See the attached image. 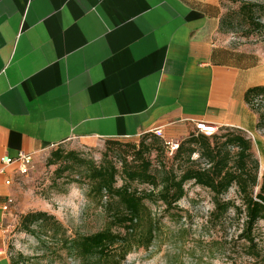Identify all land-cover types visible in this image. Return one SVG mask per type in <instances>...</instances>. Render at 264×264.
<instances>
[{
    "label": "crops",
    "instance_id": "obj_1",
    "mask_svg": "<svg viewBox=\"0 0 264 264\" xmlns=\"http://www.w3.org/2000/svg\"><path fill=\"white\" fill-rule=\"evenodd\" d=\"M222 15L221 0H0V264L21 175L5 157L180 141L198 122L256 133L246 94L264 86V52L232 44Z\"/></svg>",
    "mask_w": 264,
    "mask_h": 264
},
{
    "label": "trees",
    "instance_id": "obj_2",
    "mask_svg": "<svg viewBox=\"0 0 264 264\" xmlns=\"http://www.w3.org/2000/svg\"><path fill=\"white\" fill-rule=\"evenodd\" d=\"M255 8V5L243 4L240 14L259 30L264 25L256 22ZM220 32H230L224 17ZM246 103L258 116L257 131L264 128V86L250 89ZM220 130H226L227 134L219 135ZM219 131L210 137L195 131L179 144L174 160H186L181 173L161 162L154 167L153 153L156 152L159 158L163 154L160 146L167 149L165 141L154 133L144 135L138 145L133 141L106 140L108 153L121 152L119 168L109 161L107 153L104 161L97 165L79 152L58 148L52 153L50 164H60L62 174L76 176L70 182L88 186L89 195L101 205L106 215V224L98 232L69 238L55 217L35 212L23 217L25 231L31 234L44 232L45 237L62 243L67 257L80 264H124L133 252L151 248L163 230L162 221L151 206L163 208V215L178 210V204L187 194L186 185L194 183L213 195L214 209L207 223L225 225L233 214L230 221L234 220L238 226L231 241L243 244L247 256L255 263L264 262V238H261L264 236L257 233L258 225L264 224V172L262 177L259 175L261 161L255 156L252 141L243 135L246 132L230 128H219ZM147 139H152V143L147 144ZM255 143L262 152V141ZM195 154L204 160V167L198 161H192ZM120 180L123 184L118 186ZM134 185L149 188L141 190L133 188ZM232 189L237 191L239 204L224 198Z\"/></svg>",
    "mask_w": 264,
    "mask_h": 264
},
{
    "label": "rangeland",
    "instance_id": "obj_3",
    "mask_svg": "<svg viewBox=\"0 0 264 264\" xmlns=\"http://www.w3.org/2000/svg\"><path fill=\"white\" fill-rule=\"evenodd\" d=\"M246 3L255 5L256 22L264 25V0H221L222 17L227 19L230 30L223 35L234 45L264 52V28L256 30V26L240 14V7ZM224 134H227L226 130L219 131V135ZM243 135L253 143L255 156L261 161L259 175L262 177L264 148L260 152L255 142L259 140L264 144V128L258 129L253 135ZM143 138L144 136H141L122 141H133L138 145ZM188 138L180 140L179 143L182 144ZM146 143H152V139H147ZM61 148L65 152H79L86 159L95 161L97 165L104 161L107 153L109 161L112 160L118 168L121 167V152L108 153L106 140L70 142ZM54 151L55 149L49 150L34 159L28 174L20 175L16 182V201L6 245L10 264H80L67 257L62 243L45 237L44 232L27 233L22 220L29 213L44 212L55 217L69 238L98 232L106 224V215L101 205L89 195L88 186L70 182L71 179H76V176H68L70 173L62 174L63 166L60 164H50ZM160 151H163V154H160L159 158L156 152L151 156L154 167H158L161 162L181 173L186 166V160H174V156H171L163 145L160 146ZM131 159L130 156L128 160ZM192 159L204 167V160H200L198 154L193 155ZM122 184L120 180L118 186ZM133 188L142 190L149 187L134 185ZM185 189L187 194L178 204V210L170 214L163 215V208L150 205L160 217L163 230L151 248L133 252L124 264H264L255 263L250 259L243 244L231 241L238 226L234 220L230 221L233 214L225 225L207 223L214 209L210 191L194 183L187 184ZM224 198L240 203L236 189H232ZM257 233L264 236L263 223L258 225ZM58 240L61 241L59 238Z\"/></svg>",
    "mask_w": 264,
    "mask_h": 264
},
{
    "label": "built area",
    "instance_id": "obj_4",
    "mask_svg": "<svg viewBox=\"0 0 264 264\" xmlns=\"http://www.w3.org/2000/svg\"><path fill=\"white\" fill-rule=\"evenodd\" d=\"M195 131L198 134H203V135L210 137V136H213L216 133H218L219 128L216 127L215 125H212V124H206L203 122H198L195 124ZM154 134H156L158 137L162 138L165 141L166 148L169 151V154L171 156H174L176 154L178 148H179V144H180L179 141L165 139L163 132L161 130L155 131ZM3 163L6 166H10V165L17 163L19 165L20 174L26 175L31 170V168L34 164V157L32 155H28V154L22 152L18 155V157L16 159H12L10 157H5L3 159ZM7 184L10 185V182H8ZM8 204L12 205L13 201L10 200ZM7 209H8V207H5V210H7ZM3 254H4V250L0 249V257Z\"/></svg>",
    "mask_w": 264,
    "mask_h": 264
}]
</instances>
